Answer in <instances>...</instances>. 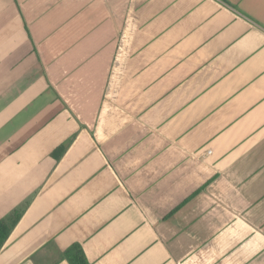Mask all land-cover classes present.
<instances>
[{
    "label": "crops",
    "instance_id": "1",
    "mask_svg": "<svg viewBox=\"0 0 264 264\" xmlns=\"http://www.w3.org/2000/svg\"><path fill=\"white\" fill-rule=\"evenodd\" d=\"M0 264H264V0H0Z\"/></svg>",
    "mask_w": 264,
    "mask_h": 264
},
{
    "label": "trees",
    "instance_id": "2",
    "mask_svg": "<svg viewBox=\"0 0 264 264\" xmlns=\"http://www.w3.org/2000/svg\"><path fill=\"white\" fill-rule=\"evenodd\" d=\"M19 219V215H13L7 220L0 221V251L7 242L12 229L16 226ZM66 258L70 264H89L80 246H75L67 251Z\"/></svg>",
    "mask_w": 264,
    "mask_h": 264
}]
</instances>
